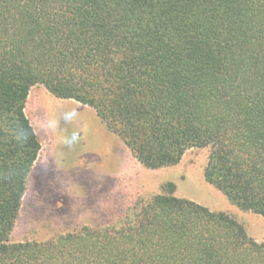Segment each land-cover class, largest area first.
<instances>
[{
	"label": "trees",
	"instance_id": "obj_1",
	"mask_svg": "<svg viewBox=\"0 0 264 264\" xmlns=\"http://www.w3.org/2000/svg\"><path fill=\"white\" fill-rule=\"evenodd\" d=\"M96 111L148 170L208 149V184L264 218V0H0V264H264L172 183L121 227L12 243L42 150L31 90Z\"/></svg>",
	"mask_w": 264,
	"mask_h": 264
},
{
	"label": "rangeland",
	"instance_id": "obj_2",
	"mask_svg": "<svg viewBox=\"0 0 264 264\" xmlns=\"http://www.w3.org/2000/svg\"><path fill=\"white\" fill-rule=\"evenodd\" d=\"M26 114L42 150L28 179L12 243H44L84 227H121L135 208L176 186L175 196L225 213L264 244V218L232 205L208 184V149H193L181 163L161 170L141 166L96 111L34 87Z\"/></svg>",
	"mask_w": 264,
	"mask_h": 264
},
{
	"label": "crops",
	"instance_id": "obj_3",
	"mask_svg": "<svg viewBox=\"0 0 264 264\" xmlns=\"http://www.w3.org/2000/svg\"><path fill=\"white\" fill-rule=\"evenodd\" d=\"M37 162H38V160H37ZM37 162H36V164H37ZM36 164H35V165H36ZM34 167H35V166H34ZM33 169H34V168H33Z\"/></svg>",
	"mask_w": 264,
	"mask_h": 264
}]
</instances>
